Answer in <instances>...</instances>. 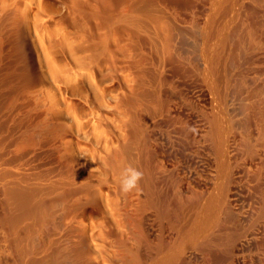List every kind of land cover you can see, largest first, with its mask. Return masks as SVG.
I'll list each match as a JSON object with an SVG mask.
<instances>
[{"label": "bare ground", "instance_id": "1", "mask_svg": "<svg viewBox=\"0 0 264 264\" xmlns=\"http://www.w3.org/2000/svg\"><path fill=\"white\" fill-rule=\"evenodd\" d=\"M60 2L61 13L51 16L44 0H0V59L10 51L34 66V131L62 164L59 176L25 178L13 196L36 206L40 222L50 212L57 229V214L65 213L77 264L98 259L86 202L112 216L107 224L119 231L127 264H209L216 253L229 259L238 239H251L234 211L240 170L259 192L249 213L252 234L264 229V9L214 5L202 25L196 9L154 0ZM73 83L84 92L85 117L52 92ZM198 83L211 106L195 130L183 115L190 105L184 86ZM79 137L96 147H74ZM197 145L206 161L198 165L207 173L202 191L182 173L200 163L188 157ZM75 152L86 155L83 164ZM124 221L140 231L147 252L129 246ZM56 255L55 264L73 258L62 249Z\"/></svg>", "mask_w": 264, "mask_h": 264}, {"label": "rangeland", "instance_id": "2", "mask_svg": "<svg viewBox=\"0 0 264 264\" xmlns=\"http://www.w3.org/2000/svg\"><path fill=\"white\" fill-rule=\"evenodd\" d=\"M44 1L47 3L46 5L50 7L48 8L49 15L58 16L61 13L60 0ZM154 1L164 6L175 7L177 9L180 8L179 10L182 9L181 11L183 12H187L188 8L196 9L199 13L198 19L202 25L206 21L207 13L214 5L222 8H230L235 5L236 7L243 6L248 9H264V0ZM53 8L54 10H52ZM6 54L7 55L0 59V258L2 257L0 259V264H43L45 262V264H55V259L57 258L56 254H58L60 249L66 251L73 257V222L66 218V215H64L65 213L60 212L57 214V217L58 220L60 219L59 222L61 223V227L57 229L55 226L53 227V222L49 216L50 212L48 211L47 214H45V220L40 222V212L36 206L32 204L28 206V208L23 207L19 200L13 196V188L18 187L19 185L17 184L22 182L25 178L32 179L38 175L49 176L52 174L59 176V171L62 167L60 163L61 159L57 150L49 145L47 139H40L36 136L34 131L36 112L34 109L33 97L38 89L37 75L34 66L27 60L22 59L10 51H8V53L6 52ZM23 60L25 61L23 62ZM184 90L190 105L188 104L185 107L183 115L189 121L190 125L195 130H198L200 129L201 123H203V113L209 110L211 106L208 89L204 84L198 83L187 84L184 86ZM52 92L55 93L56 96H64L77 103L79 113L83 117L89 112V107L85 105L84 99L82 98L84 92L76 89L74 83L68 87H63L61 93H57L58 91L54 87ZM230 102L231 101H229V103ZM233 106L236 105L231 104V107ZM30 109H32V111ZM65 121L69 122L70 120L65 119ZM78 144H87L90 147H96L93 142L82 137L75 139L74 147L78 146ZM69 154L72 156L71 152H69ZM74 156L81 164L87 159L85 154H79V152H75ZM188 157L200 163L192 165L191 167L182 168V173L184 177L189 179L195 190L202 191L205 189L204 185L206 184L207 173L198 165L203 164L205 166V152L202 147L197 145L188 152ZM192 171L195 173V179L190 176V172ZM9 173L10 175H8ZM239 174L242 176L238 177V182L234 184V190L237 192L238 199L235 202L234 211L244 225V234H251V239L247 242H241L240 239H238L236 244L231 247L229 259H221V255L218 256L219 253H216L214 260L211 262L212 264H264V229L261 228L259 232H256L257 234H252L253 227L249 225L250 208L254 201L252 199L257 198L259 192L256 189V184L254 182H249V178L243 174L242 170H240ZM63 178L66 179L65 176H63ZM7 179L9 180L7 181ZM261 186L263 187L264 183ZM10 193L12 195H10ZM10 198L13 199L11 200ZM19 203L20 207L18 206ZM85 205V222L93 226L96 233V241L99 246V252L97 253L98 259L92 261V264H127L124 253H122L123 251L125 252L124 245L120 242L118 235H116V232L119 231L115 228H111L107 224V222L113 223L112 216L107 213L105 209H100L89 202H86ZM25 211L27 213H25ZM11 216H13L12 219L16 225H13ZM7 219H9V221ZM17 224H19V227ZM124 224L126 228L120 233L123 234L126 241H129V246H133V248L141 247L142 249H140L143 253L147 252V247L140 231L132 228L127 221H124ZM100 232H102L103 236L101 235L99 237ZM112 232L115 234L114 236ZM6 238L8 239L6 240ZM17 243L21 251L17 250L16 247L14 248V246L18 245ZM27 243L28 245L30 244L29 247ZM240 243L243 244L240 245ZM9 244L10 246L13 244L11 248ZM63 247L64 249H68L64 250ZM3 252L5 255H3ZM217 257H220L219 261L222 262H219ZM71 259L72 261L68 264H77L74 257ZM86 264L91 263L88 261ZM194 264L205 263L198 258V262Z\"/></svg>", "mask_w": 264, "mask_h": 264}]
</instances>
